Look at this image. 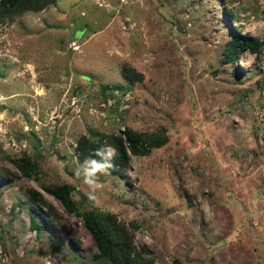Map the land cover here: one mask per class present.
<instances>
[{"label":"rangeland","instance_id":"1","mask_svg":"<svg viewBox=\"0 0 264 264\" xmlns=\"http://www.w3.org/2000/svg\"><path fill=\"white\" fill-rule=\"evenodd\" d=\"M236 35L263 41L264 0H56L0 23V264H94L81 217L42 188L62 183L155 264H264V45L226 60ZM126 128L168 140L87 184L78 140ZM32 190L58 214L39 234Z\"/></svg>","mask_w":264,"mask_h":264},{"label":"trees","instance_id":"2","mask_svg":"<svg viewBox=\"0 0 264 264\" xmlns=\"http://www.w3.org/2000/svg\"><path fill=\"white\" fill-rule=\"evenodd\" d=\"M56 0H0V23H6L16 15H21L27 11H41ZM264 45V39L236 35L227 43L225 51L226 60H237L239 55L245 51L256 52L260 46ZM128 70L126 74L128 75ZM126 75V76H127ZM166 133H141L124 129L119 135L92 134L82 136L77 143V152L81 159L90 158L98 163H103L101 155H97V149L101 152L106 146L114 149V154L108 168L111 172L124 171L129 166V154L147 155L154 148H159L167 142ZM105 163V162H104ZM13 165L20 174L27 178L35 177L38 171L36 162L29 159L13 161ZM8 170L0 169V175H7ZM42 188L53 196L64 209L74 215L81 217L86 229L92 235L96 252L92 255L94 264H155L152 258L146 256L135 247L133 231L124 223H120L114 215L103 213L97 209L79 211L72 198L74 188L66 183L53 186L42 185ZM30 208L33 213L30 215V224L35 233L39 234L42 228H46L49 223H56L57 212L55 208L47 204L44 197L36 190L30 192ZM45 207V210L40 208ZM42 213L44 219L37 221V215ZM177 263V261H175Z\"/></svg>","mask_w":264,"mask_h":264},{"label":"clouds","instance_id":"3","mask_svg":"<svg viewBox=\"0 0 264 264\" xmlns=\"http://www.w3.org/2000/svg\"><path fill=\"white\" fill-rule=\"evenodd\" d=\"M97 155H102L100 149L95 150ZM112 167L110 163H98L95 160L91 161V167L84 170L85 182L89 185L95 184L93 179L97 172H105L108 168Z\"/></svg>","mask_w":264,"mask_h":264},{"label":"water","instance_id":"4","mask_svg":"<svg viewBox=\"0 0 264 264\" xmlns=\"http://www.w3.org/2000/svg\"><path fill=\"white\" fill-rule=\"evenodd\" d=\"M2 74L0 73V76H1Z\"/></svg>","mask_w":264,"mask_h":264}]
</instances>
